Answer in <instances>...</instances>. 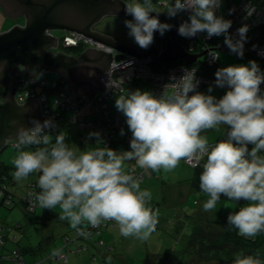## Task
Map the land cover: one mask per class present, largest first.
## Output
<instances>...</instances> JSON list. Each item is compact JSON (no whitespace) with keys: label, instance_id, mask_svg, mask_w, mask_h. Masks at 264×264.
<instances>
[{"label":"clouds","instance_id":"obj_1","mask_svg":"<svg viewBox=\"0 0 264 264\" xmlns=\"http://www.w3.org/2000/svg\"><path fill=\"white\" fill-rule=\"evenodd\" d=\"M223 2L120 0L132 17L124 21L128 35L141 48L151 45L155 32L163 35L172 28L170 23L159 19V13L172 18L187 12L188 18L178 25L181 36L223 35L230 52L243 57L249 25L244 23L230 33L232 20L217 14ZM255 10L249 0L245 18ZM262 83L264 69L250 59L247 63L219 67L206 91L198 90L200 79L197 69L192 67L184 68L179 77L171 75L159 94L141 88L128 90L126 94L114 93L115 108L123 114L131 132L129 150L108 147L99 130L89 131L83 150L70 146L68 133L63 130L55 134L53 142L50 129L57 127L54 119H33L30 126H20L15 133L18 155L12 161L13 176L22 181L39 171L41 192L36 197L39 206L53 209L59 205L60 219L69 221L78 232L84 221L96 226L101 220L111 219L118 223L121 235L146 240L155 231L158 213L148 206L152 193L141 189L139 179L124 171L125 162L135 161L140 168L171 171L182 159L193 167L203 160L199 187L208 196L203 210L215 209L221 194L235 203L248 201L228 214L227 224L238 229L241 236L254 238L264 232ZM106 86L110 90L113 87L110 82ZM214 88L225 91L217 96ZM221 125L227 126L224 138L210 144L201 133L219 129ZM120 134H125L123 127ZM93 137L95 143L103 142L104 146L89 147ZM249 144L253 146L249 148ZM27 146L40 147L26 150ZM233 264H264V261L258 255H237Z\"/></svg>","mask_w":264,"mask_h":264},{"label":"rangeland","instance_id":"obj_2","mask_svg":"<svg viewBox=\"0 0 264 264\" xmlns=\"http://www.w3.org/2000/svg\"><path fill=\"white\" fill-rule=\"evenodd\" d=\"M231 1L239 0H224L217 14L223 15L227 19L228 5ZM162 14L163 12L159 13V19ZM153 15H155V13H153ZM131 18V15L124 14L105 16L95 25V30L111 37L114 41H119L124 45L133 46L136 50L142 51L144 48L139 47L135 43L134 39L128 35V29L124 23L126 19ZM24 22V17H9L0 9V32L7 31L14 25L22 24ZM52 33L57 38L61 39L66 34V31L61 29H53ZM181 37L183 36H180V38ZM210 41L211 48L215 49V52L218 56L217 59L219 61L217 65L226 66L229 64H242L247 63L250 60V58H247L246 55V46L243 57H240L235 53L230 52L224 43H218V40L215 37ZM63 50L65 49L63 48ZM208 56V54L201 56V60H207ZM171 64H180V62L179 60H176L171 62ZM41 73L42 77L50 80L51 85L58 78V75L54 71H46ZM206 77L211 79L212 82L215 80V76L212 74H206ZM212 82L207 83L202 91H206L208 85ZM137 83L138 84L135 86V88L152 90L151 83L149 81H137ZM64 88L67 89V86L65 85ZM66 91L68 92V90ZM82 91L83 90L80 88H73L72 95L77 97L78 94L82 93ZM224 91L225 89L222 88H214V94L217 96L223 95ZM49 94V101L51 102L54 97V90L49 91ZM120 114L125 121L123 114L121 112ZM223 128L224 125H221L219 129L204 130L201 134L207 136L208 140H220L221 137L225 135ZM61 130L68 133L67 139L70 146L83 150L86 147L85 138L87 137V130L92 131L98 129L93 127L85 128L76 125H69L64 123V121H61L56 130L54 132H50L53 135V142L55 134ZM130 138L131 132L128 131L127 124L125 123V134L121 135L120 141L117 142V145L114 149L118 151L129 150ZM90 146L91 145H89V147ZM35 148L36 146H27L26 150H35ZM17 155L18 149L12 145H8L0 150V161L2 164L8 166L7 177L9 189L16 194L15 199L18 201V203H16L13 207L0 204V222L6 224L7 226H12L13 232L17 234L16 241L22 245V247H30V249L32 248L31 250L33 251H26L27 258L32 259L33 252H37L38 255H43L44 253L46 254L48 251H51L52 253L56 252L58 250L56 248L57 245H59V242L61 243V239L63 240L64 238L63 233H68L69 235L74 234V236H76L77 230L70 226L69 221L60 219L59 214L61 209L59 208V205L53 208V211L58 213V219L54 217L43 219L42 216H40L42 211L39 213V215H36V213L27 212L25 208L22 207L24 203L19 198L25 194L27 185H38V177L40 172H32L22 181H17L13 176L15 166L12 163ZM179 164H181L179 172H177V167L171 171H166L164 169L159 171L164 180L168 177L169 181L171 182L170 187L176 186L173 185V183H176L180 177L184 178L186 175L190 174L189 178L185 180L191 182L196 176V174L193 172L195 167H193L191 164H185L184 161ZM125 165L137 166L135 161L125 162ZM155 180L158 181L160 179L156 177ZM150 184L146 183V181H140V187L143 186L141 189L150 190ZM176 196L184 198H181V201H177V203L174 205L168 204L163 208L158 205L156 206V209L155 206L151 204L154 206V211H160L157 216L160 227L159 229H155L148 239L140 240L135 236L125 237L121 235L118 223L117 227L109 226L102 228L101 233H96L95 235H91L89 232L84 231L83 233H86V235L83 234V236L78 238L77 241L79 242L78 244L83 243V246L86 245L87 249L85 248L82 252H76L69 249L68 264H233V261L236 257L232 258L229 254L224 253L220 258H205L204 255L199 253L200 248L198 246L197 249L199 252L197 249L190 251V253L187 255L183 252V240L186 241L188 238L185 237L183 233H188L191 229V225L194 226L197 223L199 225L204 223V217L206 218V221L212 219L209 212L204 211L202 207L203 203L208 198L205 193L193 191V194H176ZM158 197V194L153 192L151 203H153ZM246 203H248V201L240 204L229 200H220L217 202V206L214 210L215 212L217 210L220 215H224V211L238 210ZM195 211V217H193V213ZM217 215L218 214L216 213V216ZM82 224H84L83 227H86L88 222L84 221ZM179 225H181V227H179ZM215 226L217 228L224 229V225L215 224ZM48 229L54 230V240L50 244L48 243V240L51 239L52 236H50L49 239L47 237H43V235L46 234V230ZM49 234L51 235L52 231H50ZM100 238L104 240L103 246H98L95 244L96 242L99 243ZM260 251L261 255L259 258L264 261V243H261ZM73 257H77L78 259L75 258L74 262L72 263L71 261ZM59 260L63 262L65 259L62 260L59 258ZM63 264L66 263L63 262Z\"/></svg>","mask_w":264,"mask_h":264},{"label":"water","instance_id":"obj_3","mask_svg":"<svg viewBox=\"0 0 264 264\" xmlns=\"http://www.w3.org/2000/svg\"><path fill=\"white\" fill-rule=\"evenodd\" d=\"M1 10L9 17H24L23 24H16L7 31L0 32V99L8 92L10 78L16 66L22 73L54 71L70 88L82 87L94 96L105 89L102 75L112 60H120L124 54L155 56L164 62L180 60L191 64L208 53L204 50L193 53L178 39V26L172 24L168 33L159 37L165 40L160 47L153 39L145 51H138L95 30V25L105 16L127 14L120 0H0ZM53 29L75 32L105 43L113 48L116 55L102 49L88 47L79 55L48 50L56 46L58 39ZM154 34V38L157 37ZM89 73H92L91 75ZM16 87L6 99L0 102V150L6 147V140L15 137L20 126H30L33 119L43 121L38 98L18 103L15 98Z\"/></svg>","mask_w":264,"mask_h":264},{"label":"built area","instance_id":"obj_4","mask_svg":"<svg viewBox=\"0 0 264 264\" xmlns=\"http://www.w3.org/2000/svg\"><path fill=\"white\" fill-rule=\"evenodd\" d=\"M249 0H239L231 1L228 6V17L227 19L232 20V26L229 32L235 33L236 30L244 23L249 25V30L255 28L256 26L264 23V0L261 2H255V0H250L251 7L256 10L252 16L245 18V5ZM231 10V11H230ZM187 13V12H185ZM199 34V33H198ZM204 36L205 46L204 50L208 49V59L206 60L207 65H213L217 61V53L213 48H211L210 40L214 38L207 37L206 33H202ZM58 42L56 46H51L48 50H53V53H57L64 49L79 47V46H90L98 49H102L107 52H112L114 55L115 51L113 48L105 43L97 42L91 38H87L82 34L75 32H66V34L61 38H57ZM190 46V47H189ZM188 50L193 52L194 43L190 42ZM257 56L264 61V42L257 48ZM155 58L153 56H139L135 54H124L123 58L116 60L115 57L112 60L108 69L102 75V81L105 84L104 90H99L95 92L94 96L87 92H82L74 97L72 93L65 89L55 88L56 82L61 81L59 78L52 85L50 80L39 76V72H34L35 75L30 76V72L22 73L20 66H16L14 75L11 76L8 85V92L4 94V97L0 99V102L4 101L8 94L12 92V87H16L15 98L18 103L22 104L28 100L38 98L40 101V111L42 116H49L54 119L55 124L58 126V121L61 120V114L65 111H69L68 122L72 124H78L82 127L84 126H94L101 131L102 138L105 144L109 147L110 141L114 139L120 132V129L125 127V121L123 120L120 112L113 107V100L115 99V94H126L128 90H133L134 83L136 81H149L151 83L152 91L159 94L163 90V86L169 82V77L175 74L177 77L182 75L184 68L195 67L197 69V76L200 79V84L198 90H202L205 84L211 82L210 79L201 76L198 72V67L180 63L171 64L166 66L164 69L156 71L153 67V62ZM63 80V79H62ZM62 82V81H61ZM110 82L113 87L108 89L106 84ZM261 88L264 89V83L261 84ZM54 90V97L52 101H49V91ZM68 90V92L66 91ZM54 130V129H50ZM15 137H10L6 140V146H15ZM214 144V143H210ZM103 142L97 147H103ZM204 161H200L199 164L203 165ZM189 164V163H188ZM198 164V165H199ZM132 174L135 178L142 180L151 174L150 169L142 168L137 170L130 168L125 171ZM4 180H0V197L3 198L5 205L10 206L16 200L14 194L7 192V184ZM39 191L36 189L29 188L27 193L24 195L23 200L25 205L30 212H34L41 208L36 199ZM14 204V203H13ZM103 226L115 227L116 222L114 220H101V222L92 226L88 224L86 227L79 225L81 232L87 231L91 235L100 233ZM11 230V228L3 223H0V245L4 244L6 234ZM81 232L76 231V236L65 235L64 245L60 250H57L53 254H50L49 258H61L67 260V254L63 251V248H69L70 250L79 252L86 247L77 244V239L83 236ZM72 246H68V245ZM98 246L104 245V240L100 239L99 243L96 242ZM68 246V247H67ZM9 258L12 264H23V257L20 248H15L8 256L2 257V259Z\"/></svg>","mask_w":264,"mask_h":264},{"label":"trees","instance_id":"obj_5","mask_svg":"<svg viewBox=\"0 0 264 264\" xmlns=\"http://www.w3.org/2000/svg\"><path fill=\"white\" fill-rule=\"evenodd\" d=\"M261 1L262 0H255V2H261ZM187 18H188V15L185 12L179 13L176 17H172V18L168 17L166 15V13H163L162 16L160 17V20L162 22H168L171 25L174 24V25L178 26L183 20H185ZM166 33H168V30L164 34H166ZM230 33H233V32H230ZM157 35L158 36L154 38L156 40V44H158L159 46L164 48L165 40L163 38L159 37V36H161V34H159V32H158ZM247 35H248V40L245 43V46H246V49H247L246 50L247 58L255 59L258 62V64L261 66V68L264 69V61L261 60L257 56V52H256L257 48L259 47V45L264 42V23L256 26L255 28H253L251 30H249ZM215 38L218 40L217 41L218 43H224L223 42L224 41L223 35L215 36ZM179 40L186 48H188L190 42H193L194 43L193 53H199V52L204 51L205 41H204V36H203L202 33L197 34L193 38H186V37H181L180 38L179 37ZM81 46H79L77 48L74 47L73 50H76V49L82 50V48H80ZM213 50H215V49H213ZM153 57L155 58V60L153 62V67H154V69L156 71L162 70L166 66L171 65V62H164L162 60H159L155 56H153ZM218 61L219 60L217 59L215 64L207 65L206 60L202 61L201 57H200V58H198V60H196L195 62L191 63V65H194V66L198 67V72H199V74L201 76L206 77V74H210V75L212 74V75L215 76L216 70L219 67H221L220 65H217ZM179 62L183 63L180 60H179ZM186 64H188V63H186ZM200 64H202V65H200ZM60 80L62 82L61 81L56 82L55 88H59V89L61 88L62 89L66 85L65 82L62 79H60ZM211 82H212V80H211ZM84 92H86V91H84ZM113 107L115 108V99L113 100ZM69 114H70L69 111H65L64 113H62L61 117H60L61 120L58 121V125H59V123L61 121H64V123H67L69 125L80 126L78 124H72V123L68 122L67 119H68ZM84 127L85 128L86 127L95 128L94 126H89V125L88 126H84ZM56 128L54 130H51L50 132H54L56 130ZM124 129H125V127H124ZM120 137H121V134L119 132L118 134H116L115 137H113L114 139H112L110 141V146L109 147L114 149L115 146H116V143L118 141H120ZM223 138H224V136L221 137V139H223ZM218 140L210 141L209 143H215ZM36 147H40V146H36ZM7 168H8V166L2 164L1 161H0V180H4L3 176H5V181L4 182L7 184V190L6 191L9 192V193L14 194V196L16 197V194L9 189L8 177H7L8 176ZM130 168H134V169H137V170H141L142 169V168L129 167V169ZM195 169H196V174L197 175L192 179V184H193L194 187H196L198 190H200L199 177H200V174H201V172L203 170V165L199 164V165L195 166ZM29 188L36 189L37 191H39V193L41 192V189H40L39 185L29 184L26 187L25 194L27 193V190ZM200 192H202V191H200ZM24 195L21 198H19V199L23 201V203H24L23 206H24L25 210L27 212H30V211H28V209H27V207L25 205V202L23 200ZM221 200H227V198L224 196V194H221ZM244 202H246V201L242 199V200H240L239 202H236V203H240V204L242 203L243 204ZM13 203H12V205H10L8 207H13L16 203H18V201L15 200ZM0 204H4L5 205V202H4L2 197H0ZM151 206H152V209H153V205H151ZM37 210L34 211V212H31V213H35V212H37ZM238 210H235V211H238ZM230 212H233V211H224V213H223L224 215H220L217 210H216V212L214 210L215 218H213L212 220H207V221L205 220L204 223H202L200 225L199 224H195L194 226L191 225L190 226V228H191L190 231L188 233H185V232L183 233V235L185 234V236L188 237L186 241H184L182 239L183 240V244H184L183 245L184 246L183 247V252L186 253V255H187L188 253H190V251H194L195 249H197V246H198L200 248V252L197 249L198 252L201 255H204L205 258L206 257H209V258L210 257H212V258L213 257L220 258V257H222V255L224 253L229 254L230 257H232V258H235L237 255H248V254H251L253 256H257V255L260 256L261 255L260 254V252H261L260 251V245H261V243H264V232L258 233L254 238L241 236L239 234V232H238V229H236L234 226H230V225L227 224V216H228V214ZM216 213L218 214L217 216H216ZM215 224L224 225V229L217 228L215 226ZM9 227L11 228V230L13 229L12 226H9ZM19 227H21V226H19ZM105 227H108V226H103L102 228H105ZM115 227H117V222H116V226ZM159 227H160V224H159V221L157 220V224H156V228L155 229H159ZM102 228H101V230H102ZM11 230L9 232H11ZM9 232L6 234V238L4 240V244L0 245V246H2L4 248L7 247L6 244L9 241L8 240ZM100 233H101V231H100ZM15 238L13 239V241H14L13 247L11 249H9L7 252H5L3 254H0V260H1L0 262L7 261L8 262L7 264H12V262L9 260V258L2 259V257L8 256L12 252L13 249L18 247V248H20V251H21V254H22V257H23V264H37L38 262L29 263L26 260V258H25V250H26V248L22 247V245H20L16 241ZM183 238H184V236H183ZM63 241H64V239H63ZM78 243L79 242L77 241V244ZM78 245H82L83 246V243L82 244H78ZM68 246H72V245L70 244ZM84 247H86V249H87L86 245ZM62 250L66 252L67 257H68L69 248L65 247ZM197 250H196V252H197ZM82 251H84V249L79 251V252H82ZM50 254H53V253L51 252V253H48L47 255L50 256ZM49 256H48V259L52 260L53 258H49ZM209 258H207V259H209ZM55 259H59V258L55 257ZM63 262L68 264L69 263V258H67V260H63ZM40 264H41V262H40Z\"/></svg>","mask_w":264,"mask_h":264},{"label":"crops","instance_id":"obj_6","mask_svg":"<svg viewBox=\"0 0 264 264\" xmlns=\"http://www.w3.org/2000/svg\"><path fill=\"white\" fill-rule=\"evenodd\" d=\"M23 24V23H22ZM157 32H155L154 34H156ZM179 39V38H178ZM159 46V45H158ZM83 47L84 46H82V50H78L77 51V49L76 50H73V48H69V49H66V53L67 54H69L70 52H74V51H77V52H82V51H84L83 50ZM88 47V46H87ZM161 47V46H160ZM75 48H77V47H75ZM87 49V48H86ZM142 51H145V49L144 50H142ZM77 55H79V54H77ZM59 77V76H58ZM65 82V81H64ZM139 82V81H138ZM142 82V81H141ZM65 84H66V86H69L66 82H65ZM138 83H137V81L134 83V88L133 89H135V86L137 85ZM80 89H82L83 90V88L82 87H79ZM72 89L73 88H70L69 89V91L72 93ZM203 90V89H202ZM84 91V90H83ZM82 91V92H83ZM224 131L226 132V129H227V126H224ZM88 132H89V130H87V132H86V134H88ZM209 142L210 141H213V140H208ZM119 142V141H118ZM90 143H91V146L90 147H92V148H95V147H97L100 143H95V139L94 138H91V140H90ZM116 145H117V143H116ZM253 145H251V144H249V147L251 148ZM182 161H184L183 159H182ZM182 161L180 162V163H182ZM184 163H185V161H184ZM186 164V163H185ZM188 165V164H187ZM180 166H181V164H178V166H177V172H179L180 170H179V168H180ZM129 167H135V168H140L139 166H134V165H125V168H124V171H127V170H129ZM160 170H162V169H160ZM160 170H158V171H156V170H151L150 169V172H151V174L149 175V176H147L146 178H144V179H142V180H139V181H146V183H148V184H150V186H149V188H150V192L151 193H153V192H155L156 194H158V198H156V200L153 202V203H151V200L150 201H148V205H149V207H151L152 208V206H151V204H153L154 206H155V208L157 209V207L156 206H160V207H165L166 205H168V204H171V205H174L175 203H177V201H181V198H184V197H179V196H176V194H193V191H201V190H198L196 187H194L193 186V184H192V181L191 182H189V181H186L185 179H187V178H189V176H190V174L189 175H186L184 178H181L180 177V179H178V181H176V183H173V185H176V186H173V187H170L171 186V182L169 181V179H168V177L164 180V178H162V175L159 173V171ZM196 170V169H195ZM195 170H193V172L196 174V171ZM153 171V172H152ZM176 172V173H177ZM197 175V174H196ZM159 178L160 180H158V181H156L155 180V178ZM175 182V181H174ZM141 187H143V186H141ZM154 190V191H153ZM24 192V191H23ZM23 194V193H22ZM21 194V195H22ZM166 194H168V195H166ZM206 194V193H205ZM175 199H177V200H175ZM162 204H165V205H162ZM154 206H153V208H154ZM22 207H24V206H22ZM41 211H42V214L40 215V216H42V218L43 219H45V218H48V217H54V218H56V219H58V213L57 212H55V211H53V209H43V208H40V209H38L37 210V212H35L36 213V215H39V213H41ZM158 214H159V210L158 211H156ZM209 212V214L211 215L210 217H211V219H213V218H215V216H214V209L213 210H210V211H208ZM196 213V211L193 213V217H195V214ZM204 220H206V218L204 217ZM85 222H87V221H85ZM82 223H84V222H82ZM198 224V223H197ZM84 224H81V226H83ZM179 227H181L180 225H179ZM50 231H52V234L50 235L49 234V232ZM64 235H69L68 233H63ZM63 235V236H64ZM185 235V234H184ZM50 236H52V238L51 239H49L50 238ZM71 236H74V234H72ZM17 238V234H15L14 232H13V230L11 231V232H9V234H8V242H7V244H6V246L7 247H0V254H3V253H5V252H7L9 249H11L12 247H13V245H14V241H13V239L14 238ZM43 237H47L49 240H48V243L50 244L53 240H54V230L52 229V230H50V229H48V230H46V234H44L43 235ZM186 237V236H185ZM15 238V239H16ZM13 241V242H12ZM64 245V241L61 239V243L59 242V245H57V249L58 250H60V248L62 247ZM32 249V248H31ZM30 249V247L29 248H26V250H25V258H26V260L29 262V263H32V262H38L37 264H40V262H41V264H63V262L61 261V260H59V259H55V258H53L52 260H50V259H48V256L49 255H47L48 253H51V251H48L46 254L44 253L43 255H38V253L37 252H33V254H32V259H28L27 258V255H26V251H28V250H30V251H33V250H31ZM56 250V249H55ZM45 255V256H44ZM75 258H77V257H73L72 258V263L74 262V260H75ZM78 259V258H77ZM1 261V260H0ZM8 262L7 261H5V262H0V264H7Z\"/></svg>","mask_w":264,"mask_h":264},{"label":"flooded vegetation","instance_id":"obj_7","mask_svg":"<svg viewBox=\"0 0 264 264\" xmlns=\"http://www.w3.org/2000/svg\"><path fill=\"white\" fill-rule=\"evenodd\" d=\"M0 9H1V8H0ZM17 18H18V17H17ZM156 34H158V32H157ZM88 47H90V46H88ZM88 47H87V46H84V47H83V50L86 49V48H88ZM80 48H82V46H81ZM78 50H79V49H77V51H78ZM65 51H66V49H65V50H63V49L61 50V52L66 53ZM77 51L70 52L69 54L77 55V54H80V53H81V52H77ZM20 68L23 70V68H22L21 66H20ZM27 73H29V71H28ZM58 79H59V78H57V80H58Z\"/></svg>","mask_w":264,"mask_h":264}]
</instances>
